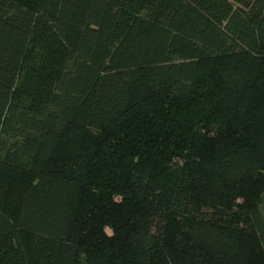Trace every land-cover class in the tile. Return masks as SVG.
<instances>
[{"label":"trees","instance_id":"1","mask_svg":"<svg viewBox=\"0 0 264 264\" xmlns=\"http://www.w3.org/2000/svg\"><path fill=\"white\" fill-rule=\"evenodd\" d=\"M0 264H264V0H0Z\"/></svg>","mask_w":264,"mask_h":264}]
</instances>
